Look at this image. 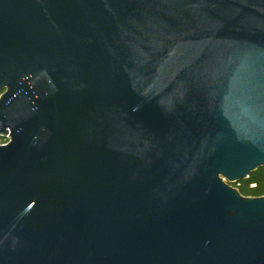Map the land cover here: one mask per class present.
<instances>
[{
  "label": "water",
  "instance_id": "1",
  "mask_svg": "<svg viewBox=\"0 0 264 264\" xmlns=\"http://www.w3.org/2000/svg\"><path fill=\"white\" fill-rule=\"evenodd\" d=\"M0 264H264V0H0Z\"/></svg>",
  "mask_w": 264,
  "mask_h": 264
},
{
  "label": "trees",
  "instance_id": "2",
  "mask_svg": "<svg viewBox=\"0 0 264 264\" xmlns=\"http://www.w3.org/2000/svg\"><path fill=\"white\" fill-rule=\"evenodd\" d=\"M251 185H255L254 188ZM245 197L264 196V168L259 169L246 181L235 185Z\"/></svg>",
  "mask_w": 264,
  "mask_h": 264
},
{
  "label": "built area",
  "instance_id": "3",
  "mask_svg": "<svg viewBox=\"0 0 264 264\" xmlns=\"http://www.w3.org/2000/svg\"><path fill=\"white\" fill-rule=\"evenodd\" d=\"M8 142H9V138L8 137L7 138H0V146L7 145ZM251 187L254 188L255 185H251Z\"/></svg>",
  "mask_w": 264,
  "mask_h": 264
}]
</instances>
